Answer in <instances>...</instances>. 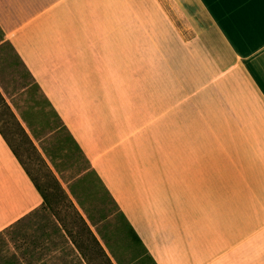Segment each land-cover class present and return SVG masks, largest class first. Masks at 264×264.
I'll list each match as a JSON object with an SVG mask.
<instances>
[{
	"label": "crops",
	"instance_id": "obj_1",
	"mask_svg": "<svg viewBox=\"0 0 264 264\" xmlns=\"http://www.w3.org/2000/svg\"><path fill=\"white\" fill-rule=\"evenodd\" d=\"M167 1L197 6L185 60L201 69L168 119L119 132L91 89L122 80L128 18L163 0H0V94L22 69L153 264H264V0ZM43 202L0 130V232Z\"/></svg>",
	"mask_w": 264,
	"mask_h": 264
},
{
	"label": "rangeland",
	"instance_id": "obj_2",
	"mask_svg": "<svg viewBox=\"0 0 264 264\" xmlns=\"http://www.w3.org/2000/svg\"><path fill=\"white\" fill-rule=\"evenodd\" d=\"M196 7L163 0L160 14L155 16L154 5L146 4L144 20L128 18L127 65L121 71L113 68V75L122 76V80L91 84L97 92V106L112 107L106 122L120 124L119 132L128 127L133 135L138 126H151L159 113L162 121L168 119L169 108L184 98L185 82L200 78L201 69L185 60L191 52L184 44L195 32L183 13ZM118 10L126 12L125 6ZM128 11L136 12L137 5L129 4ZM170 21L171 29L176 24L180 33L171 30L169 34ZM18 70L22 80L10 82L8 89L20 93L8 100L0 94V130L46 203L0 232V264H153L108 193L88 171V161L37 86ZM85 87L88 89V84ZM99 108L86 109V113L98 116L104 113ZM24 122L32 128L37 143ZM145 129L152 135L151 128Z\"/></svg>",
	"mask_w": 264,
	"mask_h": 264
},
{
	"label": "trees",
	"instance_id": "obj_3",
	"mask_svg": "<svg viewBox=\"0 0 264 264\" xmlns=\"http://www.w3.org/2000/svg\"><path fill=\"white\" fill-rule=\"evenodd\" d=\"M36 187H37V185H36ZM38 188V187H37ZM38 190L40 191V189L38 188ZM61 192L64 194V192L61 190ZM40 193L42 194V197H43V200H44V202L43 203H46V197L44 196V194L40 191ZM88 233L89 234H91V237H92V239H93V241L95 242V245L97 246V247H99V248H101V246H100V244H99V242H98V240L92 235V233H91V231L88 229ZM136 236V235H135Z\"/></svg>",
	"mask_w": 264,
	"mask_h": 264
}]
</instances>
